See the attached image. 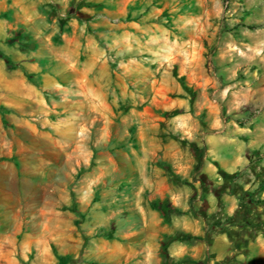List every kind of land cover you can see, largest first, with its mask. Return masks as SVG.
Listing matches in <instances>:
<instances>
[{
	"label": "rangeland",
	"instance_id": "1",
	"mask_svg": "<svg viewBox=\"0 0 264 264\" xmlns=\"http://www.w3.org/2000/svg\"><path fill=\"white\" fill-rule=\"evenodd\" d=\"M261 193L264 0H0V264H251Z\"/></svg>",
	"mask_w": 264,
	"mask_h": 264
},
{
	"label": "crops",
	"instance_id": "2",
	"mask_svg": "<svg viewBox=\"0 0 264 264\" xmlns=\"http://www.w3.org/2000/svg\"><path fill=\"white\" fill-rule=\"evenodd\" d=\"M243 161L244 163L241 166H244V167L247 166L248 164L247 161L245 160ZM210 172L212 174H216L215 171L212 169H210ZM8 195H11V194H8ZM257 199L259 200L258 205L256 206L257 211L260 213L259 220L264 221V193L257 195ZM223 201L225 202V208H226L225 211L227 212V214H233L239 205V198L232 199V197H225L223 198ZM228 245L229 244L227 243V237L225 235H219L214 239L212 248L213 249H218V248L223 249V254H226L227 252H229ZM250 246H251L250 247L251 253L250 255H248L249 257L253 255L254 253L258 252V254L254 258L253 263L251 264H264V232L262 230H258V235L255 237V240L252 242Z\"/></svg>",
	"mask_w": 264,
	"mask_h": 264
},
{
	"label": "trees",
	"instance_id": "3",
	"mask_svg": "<svg viewBox=\"0 0 264 264\" xmlns=\"http://www.w3.org/2000/svg\"><path fill=\"white\" fill-rule=\"evenodd\" d=\"M252 197H253V195H251ZM251 198V197H250ZM259 201H254L252 198L249 200V203H248V205L250 204H253V203H258ZM157 207L159 206V203H157V205H156ZM233 220L234 219H230L229 220V223L230 224H232L233 226H235L234 224H233ZM244 223H246V225L248 226V227H250L251 229H256V230H259L260 228V224H262V223H260V222H258V221H256V220H252V219H248V220H245L244 221ZM236 226H239V227H241V228H243L244 227V225L243 224H241V225H236ZM221 233H228V231H227V229L226 228H223V229H221Z\"/></svg>",
	"mask_w": 264,
	"mask_h": 264
}]
</instances>
